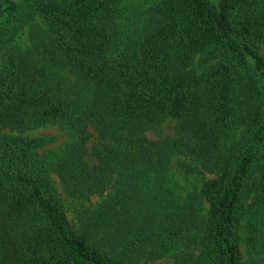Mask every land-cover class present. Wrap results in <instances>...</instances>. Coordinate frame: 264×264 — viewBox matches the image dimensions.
Wrapping results in <instances>:
<instances>
[{"label":"trees","instance_id":"16d2710c","mask_svg":"<svg viewBox=\"0 0 264 264\" xmlns=\"http://www.w3.org/2000/svg\"><path fill=\"white\" fill-rule=\"evenodd\" d=\"M263 46L264 0H0V264H264Z\"/></svg>","mask_w":264,"mask_h":264},{"label":"rangeland","instance_id":"374dc122","mask_svg":"<svg viewBox=\"0 0 264 264\" xmlns=\"http://www.w3.org/2000/svg\"><path fill=\"white\" fill-rule=\"evenodd\" d=\"M17 2H19L20 0H15ZM263 50V54H264V46L262 48ZM176 129H177V123L175 121H168L166 122L161 129L158 132H147V137L151 140H158L159 138L162 137H173L176 133ZM27 136H31V137H56L58 140L56 143L50 145L47 149H45V151L43 153H48V152H57L63 145L64 143V134L61 131V129L58 126H48L46 128L34 131V132H30L28 134H26ZM175 172V170H173ZM174 174V173H173ZM175 175V179L184 183L185 185H187L189 187V190H192V188H194V186L196 185H200L202 182L201 177H193L190 178L188 180H186V178H184L182 175ZM207 178H211L210 176H205ZM58 183L59 186V192L62 196V199L65 202V206H66V211L68 214V217L70 219V221L76 225L78 224V219H77V212L78 210H80L81 205L77 204L75 202H73L64 192L63 188L61 187V184L59 182V180L54 177ZM101 202V199L98 197H94L91 200V203L86 204L85 206L89 207L91 205H97ZM245 250V248H244ZM246 254V253H245ZM245 260L247 262L248 257L247 255L245 256ZM157 264H174L173 260H162L159 261Z\"/></svg>","mask_w":264,"mask_h":264}]
</instances>
